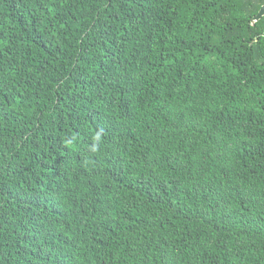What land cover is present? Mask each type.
<instances>
[{"label":"trees","instance_id":"1","mask_svg":"<svg viewBox=\"0 0 264 264\" xmlns=\"http://www.w3.org/2000/svg\"><path fill=\"white\" fill-rule=\"evenodd\" d=\"M264 0H0V264H264Z\"/></svg>","mask_w":264,"mask_h":264},{"label":"water","instance_id":"2","mask_svg":"<svg viewBox=\"0 0 264 264\" xmlns=\"http://www.w3.org/2000/svg\"><path fill=\"white\" fill-rule=\"evenodd\" d=\"M263 16H264V5L262 6V8H261L260 12L258 13V15L255 17V20H259Z\"/></svg>","mask_w":264,"mask_h":264}]
</instances>
